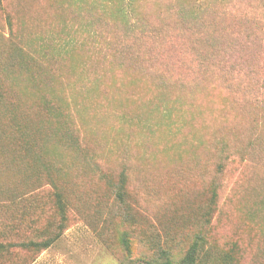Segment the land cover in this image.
Returning <instances> with one entry per match:
<instances>
[{
	"label": "rangeland",
	"instance_id": "rangeland-1",
	"mask_svg": "<svg viewBox=\"0 0 264 264\" xmlns=\"http://www.w3.org/2000/svg\"><path fill=\"white\" fill-rule=\"evenodd\" d=\"M54 1L0 0V264H264V79L198 81L190 37L160 48L166 86L82 51L35 68Z\"/></svg>",
	"mask_w": 264,
	"mask_h": 264
},
{
	"label": "trees",
	"instance_id": "trees-1",
	"mask_svg": "<svg viewBox=\"0 0 264 264\" xmlns=\"http://www.w3.org/2000/svg\"><path fill=\"white\" fill-rule=\"evenodd\" d=\"M53 6L61 16L48 48L42 55L35 49L19 48L27 64L35 68L42 69L43 62L49 60L72 63L82 51L90 58L102 55L106 63L129 76L136 75V79L166 86L171 76L154 65L160 48L173 38L190 37L198 81L241 85L254 73L264 79L255 67L243 78L246 61L240 55L249 44L264 47V0H56ZM217 26H225L230 36L226 38ZM88 62L77 69L87 70ZM8 64L16 67L17 59L11 57ZM50 66L54 74L53 64ZM100 72L105 70H99L95 82H103ZM174 102L187 105L179 98ZM194 251L188 258H194Z\"/></svg>",
	"mask_w": 264,
	"mask_h": 264
}]
</instances>
